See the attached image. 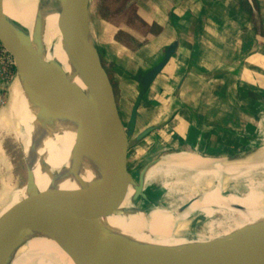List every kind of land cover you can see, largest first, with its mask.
<instances>
[{"label":"crops","instance_id":"1","mask_svg":"<svg viewBox=\"0 0 264 264\" xmlns=\"http://www.w3.org/2000/svg\"><path fill=\"white\" fill-rule=\"evenodd\" d=\"M18 3L4 0L5 14ZM134 5L136 22H115L90 3L92 39L127 104L143 89L142 76L174 50L145 90L138 135L154 129L130 145L128 165L132 152L144 170L168 154L179 160L225 158L235 155L230 144L242 151L244 140L255 144V134L264 141V35L254 20L264 13V0H135ZM5 84L0 78V106ZM168 151L173 152L163 154Z\"/></svg>","mask_w":264,"mask_h":264},{"label":"bare ground","instance_id":"2","mask_svg":"<svg viewBox=\"0 0 264 264\" xmlns=\"http://www.w3.org/2000/svg\"><path fill=\"white\" fill-rule=\"evenodd\" d=\"M62 1L19 0L17 7L6 16L15 28L32 39L47 62L55 68L60 65L68 79L93 99L96 87L91 82V75L66 50L59 30ZM0 122L6 125L7 131L21 146L39 193L87 189L92 181L102 179L109 173L103 160L88 145L83 144L77 132L75 112L55 106L49 113H42L41 104L26 91L19 77L11 86L7 111L0 112ZM255 145L259 146L257 140ZM241 156L201 157L204 159L191 156L180 160L165 156L153 162L142 171L138 182L133 177L137 183L144 184V194H139V199L135 201L134 196L138 192L135 185L130 184L128 188L131 186L133 190L127 191L121 204L116 206L112 203V210L119 215H111L112 225H117L109 232L131 244L180 247L208 241L189 239L184 234L193 232L200 223L220 213L225 216L227 224L220 226L216 233L212 224L209 225V231L215 238L250 227H257L264 235V147L259 156L248 162H239L237 158ZM1 159L4 160V155L0 145ZM186 167L188 169L177 176ZM254 173L260 176L255 182L259 187L251 184L239 196L230 192L241 180ZM156 175H163L165 179L159 192L152 189ZM225 177L230 178L227 183ZM168 190L182 193L188 202L179 208L167 206L162 197ZM143 195L152 202L151 205L140 200ZM30 196L31 191L23 188L1 197L0 220ZM105 205L106 201L100 199L90 203L92 207L103 209ZM234 206L243 208V211ZM104 223L103 218V226ZM1 264L74 262L53 239L47 225L42 224L39 231L28 236L19 249L5 255Z\"/></svg>","mask_w":264,"mask_h":264},{"label":"water","instance_id":"3","mask_svg":"<svg viewBox=\"0 0 264 264\" xmlns=\"http://www.w3.org/2000/svg\"><path fill=\"white\" fill-rule=\"evenodd\" d=\"M91 0H63L58 23L64 45L74 60L91 75L96 87L93 99L71 82L64 69L47 62L32 39L7 19L4 0H0V42L16 62L19 78L28 93L41 104L42 113L55 106L75 112L77 132L106 164V177L92 181L87 189L52 190L39 193L34 174L28 170L29 199L0 220V264L5 255L19 249L25 239L46 224L59 247L74 264H264V235L257 227L242 229L231 235L212 238L180 247L141 246L128 243L110 233L102 219L119 215L112 209L90 206L93 200L114 202L119 206L130 184L144 194L143 183H137L128 168L130 135L137 126L138 109L146 88L168 63L174 50L141 78L142 90L125 125L118 107L111 77L92 39L90 27ZM148 127L136 138L140 141L153 132ZM261 147L237 158L248 162L261 154ZM143 199L147 200L143 195ZM233 208L243 211V208Z\"/></svg>","mask_w":264,"mask_h":264},{"label":"rangeland","instance_id":"4","mask_svg":"<svg viewBox=\"0 0 264 264\" xmlns=\"http://www.w3.org/2000/svg\"><path fill=\"white\" fill-rule=\"evenodd\" d=\"M91 1L93 2L94 10L100 11V13L107 19H110L115 22H119V21L132 22L133 20L136 22L135 5H134L135 0H91ZM263 14L264 13L262 11L259 12V14L256 15L254 20L256 22V25L259 28L260 33L264 35V28H263L264 27V15ZM18 77H19L18 72H16L14 73V77L9 79L8 82H6L5 90L3 94V103H1L0 112L7 111L8 106H9L10 96H11V86ZM113 86H114L115 94L117 93L116 99L118 96L117 103H118L121 117L125 125L128 126L130 111L132 107L131 103L127 104L124 100H122L119 94L117 85L115 87V84L113 83ZM261 126L262 124L260 123V125L257 127L258 133L260 132V129L262 128ZM139 132H140L139 128H137L136 126L135 131L132 132L130 135L131 145L135 144L136 138ZM251 138L256 139L259 142V146H257L258 148L264 147V141H262L261 137L255 134L254 136H251ZM245 139H246V136H245ZM246 140L242 142L243 144L242 151H237L238 147L234 148L233 145L230 144V146L232 147L230 150L233 152V154H239L243 156V155L250 153L253 149L257 148L255 144H252L250 141H246ZM0 145L3 150V155H4V160L3 159L0 160V199H1V197H3L9 192L20 190V189H23L25 186H27V178H28L27 168L28 167H27V164L25 161V155L23 153L21 146L15 141L12 133L7 131L6 125L2 124L1 122H0ZM156 151L158 152L159 150L157 149ZM169 152H173V151H168L166 153L162 152V153L167 154ZM131 156L132 157L129 159L128 168L132 176L138 182L141 176V171L143 170L145 165L136 164V161L134 158L135 156L133 155V152L131 153ZM155 156L156 157H153L154 159L158 158L159 157L158 153L155 154ZM226 178L227 177H225L224 179L226 180ZM259 178L260 176L256 173L251 174L248 178H244L243 180H241L237 187H233L232 189H230V192L238 196L243 195L248 190V187L251 186V184L256 187L258 186L255 182ZM229 180L230 178H227L226 183ZM155 181H154V185L152 189L159 192L161 191V188H162L161 186H163V181H165V179L163 175H160L159 177L156 178ZM129 190H133V188L130 186L127 191ZM140 200H142L147 205H151L152 203L148 198L147 200H144V199H140ZM162 200L165 202L167 206L175 207V208H179L188 202V199L185 198L182 195V193H179V192L174 193V192H171V190L170 191L168 190V192L166 191V194L163 195ZM112 203L113 202L106 201L105 208L112 209ZM110 217L111 215L104 217L105 219L104 227L108 231L112 230L117 225V224L112 225L110 221ZM196 222L197 220L194 221L193 223H196ZM203 223H200L198 226H196L193 232H186L184 236L188 237L189 239H195V240H198V239L209 240L215 237L211 235V232L209 231V225L212 224L211 226L213 227V231L214 233H216V232H219L218 229L220 226L227 224V222L225 221V216L220 213L214 215L211 219H208L206 222H203Z\"/></svg>","mask_w":264,"mask_h":264},{"label":"built area","instance_id":"5","mask_svg":"<svg viewBox=\"0 0 264 264\" xmlns=\"http://www.w3.org/2000/svg\"><path fill=\"white\" fill-rule=\"evenodd\" d=\"M17 72L16 62L11 53L0 42V78L5 82L14 77Z\"/></svg>","mask_w":264,"mask_h":264}]
</instances>
